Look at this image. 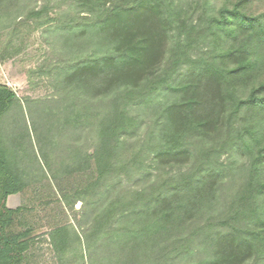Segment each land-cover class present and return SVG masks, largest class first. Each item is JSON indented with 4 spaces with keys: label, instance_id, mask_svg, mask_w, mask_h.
Listing matches in <instances>:
<instances>
[{
    "label": "rangeland",
    "instance_id": "rangeland-1",
    "mask_svg": "<svg viewBox=\"0 0 264 264\" xmlns=\"http://www.w3.org/2000/svg\"><path fill=\"white\" fill-rule=\"evenodd\" d=\"M172 1L180 16L170 32V44L178 35L184 38L179 34L181 23L194 25L197 35L190 37L186 57L195 60L215 49V36L207 33L209 24L219 17L223 5L232 7L238 0ZM246 1L247 15L264 14V0ZM34 10L40 15L30 16ZM95 15L83 11L78 0H0V83L17 98L1 118L0 130L27 183L8 199L9 207L20 209L7 231L29 233L30 246L22 264H101L105 256L101 250L111 242L112 230H139L144 224L136 214L139 193H169L181 174L198 181L205 170H214L217 177L214 195L204 200L202 215L180 236L169 233L162 246L153 242L144 264H203L215 256L217 240L254 237L264 222V192L260 191L264 163L256 173L254 147L244 148L242 141L208 156L210 143L205 137L188 138L189 155L183 164L158 163L154 150L160 141V110L170 101L165 90L124 108L126 124L115 137L111 170L97 180L95 163L87 162L86 156L98 143L100 119L111 111L109 96L94 97L64 83L80 61L99 57L110 47L98 31ZM231 41L226 39L221 47ZM260 55L264 70V48ZM187 68L182 64L181 73ZM251 120L245 119L243 125ZM243 125L236 124L237 129ZM113 200H117L116 216L111 224L105 223L108 235L97 238L95 221L113 207L109 204ZM60 226L68 236L63 255L50 238V232ZM182 237L183 244L177 242ZM231 239L232 244L235 239ZM244 255L239 264H264L263 250L248 248Z\"/></svg>",
    "mask_w": 264,
    "mask_h": 264
},
{
    "label": "trees",
    "instance_id": "trees-1",
    "mask_svg": "<svg viewBox=\"0 0 264 264\" xmlns=\"http://www.w3.org/2000/svg\"><path fill=\"white\" fill-rule=\"evenodd\" d=\"M78 3L83 11L96 13L98 31L110 46L99 57L80 61L64 78L66 85L83 93L109 96L111 111L100 119L98 143L92 154L86 156L87 162L93 159L95 163L97 180L111 170L115 137L126 124L124 108L132 101L147 100L158 90H165L170 96L160 110V141L154 150L158 163L183 164L189 155L188 138L205 137L210 143L208 156L231 148L235 141H242L244 148L254 147L253 166L258 172L257 167L264 163V70L260 55V49L264 48V14L247 15L243 11L246 0H238L232 7L223 5L219 17H214L207 29L209 35L215 36V49L206 57L191 60L186 52L190 37L197 35L198 29L181 23L179 34L184 38L178 35L170 44V32L180 16L172 0H78ZM29 14L38 16L40 12L34 10ZM228 38L234 41L221 47V42ZM182 64H188L184 73L180 71ZM16 100L13 90L0 83V121ZM247 118L252 120L244 126ZM236 124L243 127L239 130ZM17 159L0 130V264H22L30 246L28 231L17 234L7 231L20 209L9 207L8 199L27 185L15 164ZM216 177L214 170H205L198 181L190 174H181L169 193L155 196L139 193L136 209L140 211L136 214L144 219V224L139 230L132 227L112 230L111 242L101 250L105 254L101 264H144L153 242L160 247L169 233L175 231L180 236L193 228L202 215L204 200L214 195ZM260 191L264 192V184ZM117 200L109 203L113 207L98 215L93 231L97 238L108 235L104 226L116 216ZM254 232L250 239L231 237V242L235 239L232 244L230 239L217 240L215 256L203 264H239L252 247L261 253L264 222ZM50 238L58 254L63 255L68 238L66 228L56 227ZM181 240L184 237L177 242Z\"/></svg>",
    "mask_w": 264,
    "mask_h": 264
}]
</instances>
